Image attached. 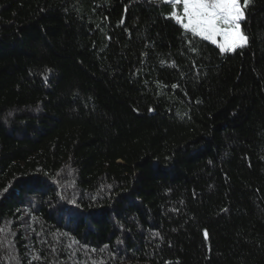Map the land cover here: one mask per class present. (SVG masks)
I'll use <instances>...</instances> for the list:
<instances>
[{"label":"trees","instance_id":"1","mask_svg":"<svg viewBox=\"0 0 264 264\" xmlns=\"http://www.w3.org/2000/svg\"><path fill=\"white\" fill-rule=\"evenodd\" d=\"M174 7L0 0V264H264V0Z\"/></svg>","mask_w":264,"mask_h":264},{"label":"snow or ice","instance_id":"2","mask_svg":"<svg viewBox=\"0 0 264 264\" xmlns=\"http://www.w3.org/2000/svg\"><path fill=\"white\" fill-rule=\"evenodd\" d=\"M174 7L171 18L190 34L186 37L189 45L193 38L210 41L220 53H233L247 45L248 37L241 29L245 20L244 9L250 0H165ZM207 236V232H205ZM107 247V246H106Z\"/></svg>","mask_w":264,"mask_h":264},{"label":"rangeland","instance_id":"3","mask_svg":"<svg viewBox=\"0 0 264 264\" xmlns=\"http://www.w3.org/2000/svg\"><path fill=\"white\" fill-rule=\"evenodd\" d=\"M163 1H165V0H163ZM208 42H210V41H208ZM211 43V42H210ZM214 45V44H213ZM216 46V45H215ZM238 49H240V48H238ZM234 53V52H233ZM231 54V53H230Z\"/></svg>","mask_w":264,"mask_h":264}]
</instances>
